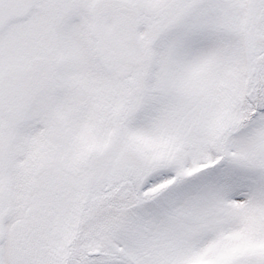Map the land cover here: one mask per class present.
<instances>
[{"label": "snow or ice", "instance_id": "obj_1", "mask_svg": "<svg viewBox=\"0 0 264 264\" xmlns=\"http://www.w3.org/2000/svg\"><path fill=\"white\" fill-rule=\"evenodd\" d=\"M0 264H264V0H0Z\"/></svg>", "mask_w": 264, "mask_h": 264}]
</instances>
